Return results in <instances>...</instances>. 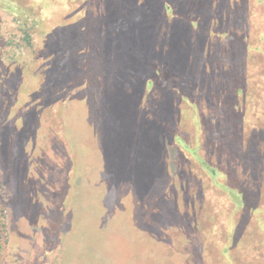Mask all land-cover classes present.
Wrapping results in <instances>:
<instances>
[{
  "label": "rangeland",
  "instance_id": "obj_1",
  "mask_svg": "<svg viewBox=\"0 0 264 264\" xmlns=\"http://www.w3.org/2000/svg\"><path fill=\"white\" fill-rule=\"evenodd\" d=\"M91 1L85 11L87 17L76 16V9L71 8L72 14L54 15L44 21V28L30 31L34 47L31 58L23 61V73L20 59L12 63L11 68L18 67L20 74L11 77L12 83L7 86L12 94L15 88L18 92L11 104L5 96L0 102V184L7 235L2 264H219L221 255L227 258V264H233V260L236 264H264L261 247L256 243L258 237L253 238V247L250 246L248 226L238 225L235 220L233 226L229 222L227 231L228 219L220 218L219 198L225 197L222 192L210 190L205 196L199 194L197 200L193 198L196 192L189 190L193 188L189 182L194 181L179 175L175 150L156 122L161 108H152L149 100L150 113L146 112L142 95L150 86L147 80L151 82L146 77L149 57L175 53L173 65L177 72L184 73L202 89H207L205 77L212 76V83L222 88L227 76L230 78L226 84H230L233 72H239L230 69L227 74L226 65L233 66L230 50L219 62L218 57H212V45L206 42L203 30L201 34L188 30L184 33L179 27L160 38L164 45L159 48L150 43L153 20L144 16L145 30L128 40L127 44L134 47L126 51L127 44L116 47L110 38L102 37L103 29L95 21L109 5L111 8L109 1L101 8H96L99 1L90 4ZM208 1L212 7L214 0ZM0 2L6 10L20 4L14 0ZM29 2L26 0L25 4ZM152 2L154 6L159 3ZM224 6L213 10L207 26H234L233 14ZM146 7L147 12L152 8V14L155 13L156 8ZM2 34L22 44L23 33L18 30L13 13L0 4ZM48 34L52 37L48 38ZM48 41L52 42L49 51ZM259 57L255 59L259 61ZM222 62L225 69L220 67ZM5 71L11 75V69ZM37 73L45 76L44 82ZM50 82H56L57 95L64 94L68 100V110L63 111H67L64 135H46L43 128L45 113L40 106L46 105L43 100L48 98ZM39 84L42 92L37 91ZM232 86H227L225 92L229 96L219 99V104L233 107ZM248 92L249 86L235 103L244 107V95ZM177 100L178 94L173 96L172 104ZM174 108L166 111L169 113L165 118L173 114ZM220 116L206 117L205 121H215L210 126L212 131H207L208 139L228 135L222 112ZM241 119L232 113L230 122L235 123L232 130L236 145L242 141L239 132L246 125ZM181 127L180 133L187 136L188 128ZM253 127L264 133V123L256 122ZM261 145L254 146L243 169L233 163V172L238 176L233 186L250 191L248 195L256 197L250 201L263 196L264 202V144ZM245 152L239 150V155L243 158ZM253 161H259L257 170ZM236 162L240 160L237 158ZM156 163L162 170L169 169V179L174 183L172 188L167 187L166 200L153 197L152 184L144 182L155 180L154 174L146 173H152ZM237 192L236 197L245 198L242 190ZM116 206L119 214L113 218L111 211ZM169 208L175 215L172 221L164 215ZM141 212H147V217L142 218ZM157 213L161 215L163 229L148 226ZM254 224L258 227L255 232L262 237L264 218ZM227 239V249H223ZM240 239L243 244L237 250ZM259 241L262 244L264 239Z\"/></svg>",
  "mask_w": 264,
  "mask_h": 264
},
{
  "label": "trees",
  "instance_id": "obj_2",
  "mask_svg": "<svg viewBox=\"0 0 264 264\" xmlns=\"http://www.w3.org/2000/svg\"><path fill=\"white\" fill-rule=\"evenodd\" d=\"M14 1H20V4L17 7L13 4V9L11 8V10H6L3 2H0L5 11L13 13L17 28L23 33L21 36L22 44L18 42V39L7 38L6 34L0 35V102L1 98L5 96L9 97L10 104L12 97L16 96L18 89L15 88L12 94V90L7 86V83L11 84V77H17L20 74L18 67L15 69L11 68L13 67L12 63L20 59L23 73L25 67L22 65L23 61L31 58L29 56L34 47L30 41V31L36 27L44 28V25H42L44 21H48L54 15L68 16L72 14L73 11L69 12L71 8L76 9V16L87 17L85 11L90 2V0H30V4L27 5L25 4L26 0ZM96 1L100 3L96 4V8L97 6L101 8L102 4L106 3L105 1H109L108 3L111 4V8L109 5L106 11L102 12L101 17H98L95 21H99L98 26L103 29L101 31L102 37L107 36L110 38L113 44H116V47H122L124 44H127L129 39L131 40V38H136L142 34L145 30L144 28H146L144 16H149L148 20L149 18L153 20V28L149 31V35L151 36L149 37L150 43L152 45L156 43L159 48H162L164 45L160 38L171 35L173 29L179 27L184 33L188 30V33L193 31L201 34L203 30L206 42L212 45V57H218L219 62L222 57L227 55L226 52L230 50L228 55L233 58V66L230 68V66L226 65L227 74L229 75L230 69L239 70V72L231 71L233 72V78L230 79V84H233V93H231L233 94V107L219 104V99L225 100L229 96L225 91L228 90L227 86H230V84H226V79L230 78V76L224 79L222 88L212 83V79H210L212 76H207L205 77L207 89H202L201 86L194 83L187 76L185 77L184 73L177 72L176 67L173 65L176 58L175 53L174 56L160 53L149 57L146 62L149 74L146 77L147 79L151 78V82L147 80L150 86L149 88L147 87L148 90L146 88L143 90L142 95L146 101V112L150 113L148 107L149 100H151L152 108L153 105L157 109L161 108L160 112L162 114L156 115L155 113L156 122L162 127V131L166 133L165 136L168 138L170 147L175 150L174 161L178 165L179 175H183L189 180L194 181L193 183L189 182L193 186L189 190L196 192L193 198L197 200L199 194L205 196L210 190L222 192L225 197L219 198V203L221 202L220 205L222 207V216L220 218L222 221L228 219L226 221L227 231L229 232L228 228H230L228 226L229 222L233 226L235 220L238 221V225L248 226L247 232H249V235L247 237H249L248 240L251 237L250 246L253 247V238L258 237V242L256 243L261 247V253L264 255V242L261 244L259 241V239H264V235L262 237L258 236V232H255V229L258 227L254 224H257L259 219L264 218L263 196L258 201H250L256 199V197L248 195L250 191L246 192V188L236 189L233 186L238 177L233 172V163H235L236 167L241 166L243 169L245 165L244 160L250 158L255 150L254 146L259 143L262 144L261 146L264 144V133L253 127L256 122L264 123V0H232V2L231 0H214L212 7L208 0H158L159 3L156 6L153 5L152 0ZM213 3L215 7H213ZM221 4H225L224 8H226V11L232 12L234 26L222 25V28L218 29L216 26H207L208 19L213 17L211 15L213 10L219 8ZM146 5L154 9L156 8L154 10L155 13L152 14V8L150 9L149 7V12H147ZM238 30L240 32H237ZM47 36L48 38L52 37L49 34ZM51 44L52 42L48 41L47 51L51 48ZM5 47L10 48L9 52L5 51ZM133 47V44H127L126 51H131ZM175 47L178 48V44ZM160 51L157 50L158 53ZM225 53L226 55H224ZM255 56H260L259 58L261 59L257 61ZM32 59L35 60L34 57ZM36 62L38 63L39 60L36 59ZM222 66L223 62L220 63V67L225 69ZM5 69H11V75ZM41 74L37 73L38 77L42 78L44 82L45 76ZM56 84V82L48 84V98L44 99L42 97L46 105L40 106L43 109V113H45L42 118L43 128L46 130V135L51 136L64 135V123L67 111L65 113L63 111L68 110V100L64 94L57 95ZM247 86H249V92L244 95L247 101L245 106L241 107L235 103V100L241 99L240 97L244 94V89ZM37 88L38 92H42L41 84ZM177 94L178 100L175 104H172L174 103L173 96ZM247 95L250 97L248 98ZM47 103L50 105L47 106ZM151 103H149L150 106ZM172 107H175L173 114H169L165 118L169 113L166 111ZM220 111L223 114V126L228 129V135H218L216 140L212 138L208 139L207 131L209 132V129H211L210 132L212 131L210 126L215 121H205V119L210 114L220 116ZM232 113L233 116L235 113L238 114L242 118L241 121L245 120L246 122L243 130L239 132L242 141L237 145L234 141L235 135H233L235 123L231 124L230 122ZM221 124V122H217V125ZM181 126L188 128L187 136L180 133L183 131ZM252 132L255 135L252 136ZM244 148L250 149V151L247 152ZM239 150L246 151L243 158L239 155ZM158 156L160 157V154ZM235 158H238L240 162L237 163ZM158 162L162 164L160 159ZM252 163L257 170L256 165L259 164V161L257 164L256 161ZM155 168L152 173L150 171L146 173V175L154 174V184L151 180L147 181V179L144 182L152 184V190L155 192L153 197H161V199L166 200L164 194L167 187L172 188L174 183L171 184L168 168L162 170L160 166L158 168L157 163ZM242 172L244 173V170ZM126 175L129 177L130 173H126ZM260 188L263 187L261 186ZM238 190H242L245 198L241 197L239 199L236 197L239 194ZM3 201L2 185L0 184V264L3 262V251L7 243ZM61 207H64V204ZM117 208V206L112 208L111 212L113 213L111 217L117 216L119 212ZM168 211V214L164 213V215L167 216L169 221H172L173 218L175 219V215L172 213L174 211H172V208H169ZM141 213H143L142 218L147 217V212ZM176 218L179 219L180 215H176ZM152 220V224H148L149 227L163 229L162 218L159 213ZM224 243L223 249H227L226 246L229 243V239H227V244L226 242ZM242 244L243 241L240 239L237 242V250L239 247H242ZM246 245H249V243ZM219 260L222 262L219 264L228 263L227 258L223 255L220 256ZM233 264H236L235 260H233Z\"/></svg>",
  "mask_w": 264,
  "mask_h": 264
}]
</instances>
